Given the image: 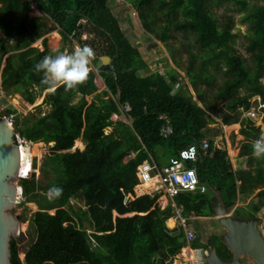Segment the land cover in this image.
<instances>
[{"label":"trees","instance_id":"trees-1","mask_svg":"<svg viewBox=\"0 0 264 264\" xmlns=\"http://www.w3.org/2000/svg\"><path fill=\"white\" fill-rule=\"evenodd\" d=\"M125 1L137 11L144 30L158 41L166 44L173 39L171 29L186 38L194 35L203 51L199 65L192 55L186 69L195 96L189 85L180 82L175 69L165 76L148 71L140 50L113 14L110 0H0V35L5 39L14 31L21 35L12 46L0 42V64L6 58L0 86L7 94H19L31 106L44 96L48 108L44 116L22 118L14 116L12 109L3 114L14 116L17 144H53L42 163L43 181L35 175L19 181L25 203L36 205L32 216L35 238L24 261L19 257L18 240L12 239L11 264H172L168 260L187 245L185 231L179 227L171 236L166 233L173 209L157 205L158 197L151 196L153 188L139 182L137 167L150 158L164 166L182 148L202 142L208 126L215 122L212 116L224 125H233L239 123V117L234 116L237 111L250 108V97L258 95L264 103L260 81L264 77V0ZM225 2L244 13L240 23L248 30V63L235 50L238 35L232 18L220 23L212 12ZM33 5L43 16L30 17ZM47 19L52 23L49 29L44 22ZM53 31L65 43L90 46L95 66L102 56L112 58L111 65L97 71L107 90L98 93L94 71L72 88L42 83L43 73L33 67L43 57L58 54L48 49L45 38ZM40 39L43 50L32 47ZM196 64L199 71L194 73ZM217 71L225 77L215 94L217 103L226 104L221 113L199 89L200 85H217ZM177 82L179 87L172 94ZM90 96H94L92 103L87 100ZM122 114L131 124L113 121L114 115ZM167 125L173 133L165 138L161 132ZM259 132L250 121L241 128L245 138L238 156L247 158L248 167L254 163L253 170H234L227 150L209 141V149L200 151L193 165L207 193L178 196L175 202L182 215L188 219L213 217L217 197L221 196L226 210H232L240 198L247 199L258 186L264 187V156H254L250 142ZM77 140L84 149L71 151ZM131 154L135 156L126 160ZM53 186L63 192L49 200L45 194ZM255 197L262 199L264 189L259 188ZM78 198L83 207L71 204ZM261 207L248 204L244 219L256 217ZM242 211L238 207L234 216L241 218ZM130 214L135 215L127 216ZM187 225L193 227L189 221ZM211 245L221 258L232 255L216 235L206 244L200 238L191 242L193 249Z\"/></svg>","mask_w":264,"mask_h":264},{"label":"rangeland","instance_id":"rangeland-1","mask_svg":"<svg viewBox=\"0 0 264 264\" xmlns=\"http://www.w3.org/2000/svg\"><path fill=\"white\" fill-rule=\"evenodd\" d=\"M110 5L112 7L113 14L117 18H119L121 27L127 31V36L130 42L134 47L140 50L144 61L147 63L148 71L151 73L159 71L163 75H167V72L171 71L172 69H175L180 82H184L186 86L189 85L188 88L190 87L191 93L195 96V92L193 91V88L186 77V69L191 63L192 55L196 56V58L198 59L197 64L199 65L203 57V51L198 48L197 43L195 42L194 35L191 34L188 36V38H186L184 37V35H182L181 32H174V30L171 29L170 33L173 35L174 38L170 39L165 44L161 41H158L155 37L148 34L144 30L139 20L138 13L133 8L131 3L125 0H110ZM33 9L34 10L30 14V17L43 16L42 12H40L35 5H33ZM212 12L220 23L225 22L228 18H232L233 31L238 35L234 42L235 50L238 54L245 58L248 63L249 56L247 54V51L245 50L247 44L248 30L246 25H242L240 23V19L243 17L244 13L239 12V8L233 5V3L229 2H225L223 3V5L213 7ZM14 26H16V23H14ZM54 34L55 31H53V33L50 32L45 36L47 40L48 49L51 52L57 51L58 54H70L76 46H79L76 42H71V44L65 43L63 42V40H61V37L58 33V37L56 35L54 36ZM52 37H54V39L56 40H54ZM17 38H21V35L18 34V32L14 31L10 38L5 39L4 36L0 35V42L6 41L10 46H12L15 44V40ZM42 43L43 39L37 40L32 45V47L43 50L44 47ZM171 53L174 54L176 60L179 62V68H176ZM5 59L6 58H4L3 62L0 64V73H2V70L5 66ZM197 64L193 65L194 73H197L199 71ZM89 67H91L92 71L96 72L97 74L96 82L100 88L98 93L107 90V86L105 84L104 79L101 78L97 73V69L94 64V58L90 61ZM210 70L213 71V67H211ZM214 75L216 77L215 81L217 85L211 87L200 85L199 89H201V91L203 90L206 93L211 106L214 107L219 113H221L225 109L226 104H223V102L217 103L215 99V94L218 90V85H220L225 80V77L218 71L215 72ZM260 81L264 84V77L261 78ZM59 84L61 83H56L54 86H57ZM241 94H243V91H241ZM87 100L88 102L92 103L94 101V96L88 97ZM43 101L44 96H41L39 97L37 102L33 106H31L24 102L19 94H7L3 91L0 86V114H3L9 109H12L15 113L14 116H22V118L30 117L32 115L44 116L47 114L48 108L43 104ZM40 102L42 104L38 105ZM40 106L41 108L37 109ZM238 113L234 116L237 118L239 117V123L233 124L231 126L225 125L226 127H224L222 120L215 117V122L213 124H210L206 131V140H214L217 146L226 148L228 156L234 168L253 170V167L255 166L254 163H252V167H248L247 158H240L238 156L239 147L241 145V142L244 140L243 135H241V128H245L247 121H249L243 114L238 115ZM256 117L257 118L253 119L251 122L257 124L254 127L258 126L260 130L264 131V123L262 121L263 115L258 110H256ZM113 121H122L131 124V121L127 119L125 114H122L121 116L114 115ZM111 131L112 128L108 129L107 133H110ZM50 147V145L44 143H36L30 144L29 146H25V149L30 155V158L28 157V160L30 159L32 162V171L28 178H32L33 175H35L37 178L42 177V163L45 157L50 153ZM75 150L82 151L73 146L71 151ZM34 161L36 162V167L33 166ZM19 181L20 179L17 178L14 179L12 183H14L18 187V189H21V187L19 186ZM258 187L264 189L263 185H260ZM259 188L254 190L253 195L248 197L247 199L240 198V201L237 202L236 206L243 210L242 212H240V214L242 215L241 219H244L246 217V213L248 214V204L251 203L254 205L262 206L257 216L254 218L260 219V225H258V230L264 238V197L262 199L255 197L259 191ZM71 204L73 206L83 207V202L80 198L71 200ZM35 211L36 205L34 203H25L24 198L23 202L16 203L14 208L9 210V214L14 217L17 223L16 234L12 237L18 240L20 254L19 256L23 259L24 254L28 250L29 245L35 238V231L32 226V216ZM170 221L171 219L168 221V224L170 223ZM189 222L193 224V227L191 229L195 231L196 235L198 236L197 239L200 238L203 244L208 243V240L211 238V236L214 235L218 236L220 238V242H222L223 236L227 233V229H225L215 217H192L189 219ZM225 247L227 246L225 245ZM205 250L206 248L202 249L200 254H204ZM228 250L231 252L229 248ZM176 259L178 264H193L191 259L186 255L184 256V253H182L181 251H179L178 258ZM240 259L243 264H255L251 259L246 256H241ZM172 264H174V261Z\"/></svg>","mask_w":264,"mask_h":264},{"label":"water","instance_id":"water-1","mask_svg":"<svg viewBox=\"0 0 264 264\" xmlns=\"http://www.w3.org/2000/svg\"><path fill=\"white\" fill-rule=\"evenodd\" d=\"M44 22L48 29L51 28V21ZM111 64L110 56H102L96 69L98 71L103 66ZM15 133L13 124L0 119V264H11V241L17 229L14 217L9 214L18 196V187L12 181L19 178L21 170L20 147L16 144ZM38 179L43 181V177ZM217 198L218 203L213 205L214 213L218 222L227 229L222 242L231 250L233 257L231 259L221 258L214 245H211L206 255V264H242L241 256H247L255 264H264V238L258 230L260 219L235 218L233 210H226L224 207L221 196Z\"/></svg>","mask_w":264,"mask_h":264},{"label":"built area","instance_id":"built-area-1","mask_svg":"<svg viewBox=\"0 0 264 264\" xmlns=\"http://www.w3.org/2000/svg\"><path fill=\"white\" fill-rule=\"evenodd\" d=\"M83 38L86 39V35H84ZM0 74L2 76V73ZM1 80L2 79L0 78V85ZM263 107L264 106H259V108ZM1 115H3L1 119H5L13 124L14 116H5L4 114H0V116ZM255 115L256 113L253 110L246 113V116L250 119L254 118ZM161 133L165 138L169 137L173 133L171 125H167ZM18 146L25 149V146L22 143L18 144ZM209 146L210 145L207 140H203L202 143L199 144H191L182 148L178 152V155L171 158L164 166H159L152 158H150L140 164L137 167L136 172L137 178L142 185L147 188H153L151 196L153 198L158 197L157 205L161 209H165L166 207H171L173 209L175 225L173 227H169L167 225L166 233L171 236L177 228L180 227L184 229L187 246L182 247L180 251L184 253V256L186 255L189 257L193 264H205V256L208 254V251L205 250L204 254L201 255L200 253L202 249H192L189 246L192 241L196 240V233L192 229L188 228L187 223L189 219L182 215V209L177 206L175 199L184 194L204 195L206 193V187L200 185L196 168L193 165L197 162L200 151H206L209 149ZM134 156V154H131L126 158V160L133 158ZM30 168L32 169V162ZM28 177V172L24 173L21 169L19 179L22 180ZM20 202H23L22 189H18L16 203ZM192 252L194 255L191 254ZM176 258H178V254L173 258L172 263L173 261L174 264L177 263ZM20 259L24 261L23 258Z\"/></svg>","mask_w":264,"mask_h":264},{"label":"clouds","instance_id":"clouds-1","mask_svg":"<svg viewBox=\"0 0 264 264\" xmlns=\"http://www.w3.org/2000/svg\"><path fill=\"white\" fill-rule=\"evenodd\" d=\"M94 55H95V53L90 46H87V45H85L83 47L76 46L70 54L60 53V54H57L55 56L49 55V56L43 57L42 60L38 61L34 65L33 70L37 73H43L42 83H44V84L55 85L56 83H63L68 88H72V87L78 85L79 83L84 82L87 79L89 72H90V67H89L90 61L94 58ZM163 76H165V75H163ZM178 87H179V84L177 82L176 85L173 86L174 90H173L172 94H175L174 92L177 91ZM257 99H259V100H257ZM249 103H250V108L247 110H244V109L238 110L237 111V113L239 112L238 115L243 114L251 122L253 119L257 118L256 115L254 118L250 119L246 116V113L251 111V110H253L256 113V110H258L263 115L262 121L264 123V114L262 111V109H264V107L259 108V106H264V103L260 102V97L258 95L250 97ZM198 105L200 106L201 104H198ZM200 107H202V106H200ZM212 118L214 119L215 116H212ZM253 124H254V126L257 125L255 123H253ZM226 126H231V125H226ZM226 126L224 125V127H226ZM263 126H264V124H263ZM255 128L259 129V131L261 133L259 132V136L256 139H251L250 142H253L252 143L253 155L256 156L257 158H259V157L264 156V131L260 130V128L258 126H256ZM204 140H206V139H204ZM208 142H209V140H208ZM200 143H202V142H200ZM216 147L218 149L224 148V147H220L217 145H216ZM233 169H234V167H233ZM62 192H63L62 188L53 186V187L48 189V191L45 195L47 196V198L49 200H55L62 195ZM206 193H207V188H206ZM237 208L238 207L235 205V207L232 209L233 213ZM213 217L216 218L215 213H214ZM207 218H210V217H207ZM235 218H237V217H235ZM170 219L174 220L173 215ZM170 219H168V220H170ZM239 219H241V218H239ZM168 220L166 222V227L168 225ZM260 235H261V233H260ZM196 237H198V236L196 235ZM189 246L191 247V243L189 244ZM204 248L205 247L197 248V249H204ZM209 248H210V246L206 250L208 251ZM173 258L168 260V262L172 263ZM205 264H206V256H205Z\"/></svg>","mask_w":264,"mask_h":264},{"label":"bare ground","instance_id":"bare-ground-1","mask_svg":"<svg viewBox=\"0 0 264 264\" xmlns=\"http://www.w3.org/2000/svg\"><path fill=\"white\" fill-rule=\"evenodd\" d=\"M74 146L76 148L80 149V150H83L84 149V144L80 140L75 141L74 142ZM29 156L30 155L28 154L27 150H25L23 147L20 148V166H21V169H22V171L24 173L25 172H28V176L30 175V173L32 171L31 168H30L31 160L30 159L28 160V157ZM174 225H175V221L173 219H171V221L169 223V227H173ZM191 254L194 255L193 252Z\"/></svg>","mask_w":264,"mask_h":264},{"label":"crops","instance_id":"crops-1","mask_svg":"<svg viewBox=\"0 0 264 264\" xmlns=\"http://www.w3.org/2000/svg\"><path fill=\"white\" fill-rule=\"evenodd\" d=\"M55 32H56V31H55ZM52 33H53V32H52ZM55 35L58 37V34L55 33L54 36H55ZM52 38L54 39V37H52ZM43 39H44V38H43ZM54 40H56V39H54ZM244 158H246V157H244ZM248 164H249V162L247 163V165H248ZM248 166H249V165H248ZM233 167H234V166H233ZM234 169L236 170V168H234ZM237 207H238V206H237Z\"/></svg>","mask_w":264,"mask_h":264},{"label":"flooded vegetation","instance_id":"flooded-vegetation-1","mask_svg":"<svg viewBox=\"0 0 264 264\" xmlns=\"http://www.w3.org/2000/svg\"><path fill=\"white\" fill-rule=\"evenodd\" d=\"M233 217H235L234 216V213H233ZM261 236H262V234H261ZM20 257V256H19ZM233 257V255H231L230 257H228V258H223V259H231Z\"/></svg>","mask_w":264,"mask_h":264}]
</instances>
